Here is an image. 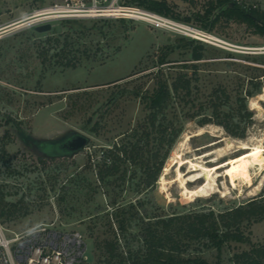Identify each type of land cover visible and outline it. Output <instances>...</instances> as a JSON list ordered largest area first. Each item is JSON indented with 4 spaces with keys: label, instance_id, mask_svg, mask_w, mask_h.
I'll return each instance as SVG.
<instances>
[{
    "label": "rangeland",
    "instance_id": "1",
    "mask_svg": "<svg viewBox=\"0 0 264 264\" xmlns=\"http://www.w3.org/2000/svg\"><path fill=\"white\" fill-rule=\"evenodd\" d=\"M209 1L177 0L171 6L182 20L189 17L187 22L227 41L222 47L191 43V38L135 19L66 18L42 23L52 24L49 31H37L36 25L15 28L14 23L55 0H0V191L5 202L25 213L5 224L11 234L56 222L84 234L87 264H121L119 258L108 261L109 251L97 248L96 242L117 241L119 251L135 250L142 245L139 234L147 220L174 213L218 212L264 192V165L249 158L227 163L253 147L264 148V86L246 99L253 115L243 118L244 138L230 135L216 123L199 124L203 116L212 114L217 92L224 90L228 96L222 109L237 115L239 98L253 89L254 81L264 83V36L247 23L225 17L206 27V20L220 13L216 6L209 19L197 16L205 14ZM244 1L264 11V0ZM50 36L59 37L61 44L68 39L75 67L63 68L54 64L55 59L42 63L37 45L48 49ZM196 49L203 59L194 60ZM181 73L192 77V93L174 96L166 116L160 117L182 132L156 184L145 186L146 172L133 162L123 166L125 181L101 183L97 172L103 151L115 143H134L149 126L151 108L144 97L154 94L161 82L171 85ZM12 119L36 137L77 130L87 134L90 142L74 156L45 158L42 163L43 157L21 140ZM95 125L98 133L91 130ZM150 130V147H154L159 133ZM181 157L206 166L226 164L214 173L206 195L187 198L178 175ZM180 168L188 188L205 183L204 175L188 181L199 173L190 165ZM119 219L125 220L124 232L118 229ZM246 232L253 243H264V221L253 223ZM188 244L186 258L201 257L210 264H232L235 252L251 247L232 241L218 251L195 241Z\"/></svg>",
    "mask_w": 264,
    "mask_h": 264
},
{
    "label": "trees",
    "instance_id": "2",
    "mask_svg": "<svg viewBox=\"0 0 264 264\" xmlns=\"http://www.w3.org/2000/svg\"><path fill=\"white\" fill-rule=\"evenodd\" d=\"M138 3L164 15L183 19L180 14L175 13L174 8L166 1L139 0ZM209 6L204 15L198 13L197 16L199 18L205 17L204 20L209 19L216 6L220 9V13L213 20H206V27L208 25L212 27L216 21L225 17L228 20L233 19L247 23L255 29L256 33L264 36V11H261L257 6L245 7L237 3L232 5L229 0H210ZM190 19L187 17L184 20L190 21ZM46 41L49 44L48 49L41 47L39 43L36 50L37 56L43 64L48 61L51 63L55 59L54 64L63 68L76 66V62L69 54L68 39L61 44L59 37L50 36ZM195 41L197 40L192 39L190 42ZM51 49L55 50L52 54H50ZM193 57L194 60H201L203 54L196 49L193 52ZM192 81V77L186 73H181L174 78L171 85L167 82H161L154 94L144 97L151 108L148 118L149 126L130 146L125 143H115L103 151V164L97 172V177L101 183L110 185L119 179L125 181L127 170L123 169V166L127 162H133L140 163L145 170L146 176L143 178L145 186L156 184L166 160L182 132L181 128L177 127L174 122L162 121L160 117L166 116L165 111L174 96L191 95ZM263 86L264 83L260 80L253 82V89H248L245 96L239 98L237 115L222 109L223 105L228 102V96L224 90L217 92L218 99L213 101L212 114L203 116L199 120V124L204 126L209 123H216L224 127L230 135L244 138L247 128L242 125L243 118H251L253 115V112L248 109L246 99L260 93ZM10 122L18 127L19 131H25L20 128L18 121L12 119ZM150 128H156L159 133L157 146L154 147H150L152 138ZM91 130L98 133V126H93ZM135 135L138 136V134ZM165 146L167 148L165 152H162ZM39 160L42 163L47 161L45 158H39ZM117 212L116 216H120L121 212L119 210ZM23 214L25 213L22 212L21 208L5 202V195L0 191V220L6 224ZM151 221V219L147 220L142 226V232L139 234L142 245L138 249L129 248V250L119 251L118 242L111 240L96 242L95 246L109 251L108 261L112 262L115 258H119L121 264H210L201 257L186 258L184 252L189 245L188 243L195 241L203 243L207 248H216L221 251L226 243L235 241L248 243L251 247L235 252L230 258L232 264H264V243H253L249 233L246 232V228L253 223L264 221V192L244 203L218 212L210 209L183 214L174 213L167 217L156 216L155 220ZM118 229L122 232L127 229L125 220L119 219ZM112 231L117 234L114 228ZM88 264L98 263L89 262Z\"/></svg>",
    "mask_w": 264,
    "mask_h": 264
},
{
    "label": "built area",
    "instance_id": "3",
    "mask_svg": "<svg viewBox=\"0 0 264 264\" xmlns=\"http://www.w3.org/2000/svg\"><path fill=\"white\" fill-rule=\"evenodd\" d=\"M138 1L55 0L51 6L38 10L15 24H20V27L38 26L47 21L66 18L135 19L202 43L221 47L227 44V41L210 30L148 9ZM159 1H166L171 5L177 0ZM229 1L245 7L250 6L244 0ZM87 254L88 243L81 231L66 230L56 222H50L11 234L0 220V264H84L88 261Z\"/></svg>",
    "mask_w": 264,
    "mask_h": 264
},
{
    "label": "water",
    "instance_id": "4",
    "mask_svg": "<svg viewBox=\"0 0 264 264\" xmlns=\"http://www.w3.org/2000/svg\"><path fill=\"white\" fill-rule=\"evenodd\" d=\"M232 5L234 3H231ZM14 25H16L14 23ZM17 24L16 27H20ZM52 29L51 23L36 26V30L43 32ZM21 140L36 154L43 158L71 157L86 149L90 137L77 130H68L54 137H36L25 131H18Z\"/></svg>",
    "mask_w": 264,
    "mask_h": 264
},
{
    "label": "bare ground",
    "instance_id": "5",
    "mask_svg": "<svg viewBox=\"0 0 264 264\" xmlns=\"http://www.w3.org/2000/svg\"><path fill=\"white\" fill-rule=\"evenodd\" d=\"M247 147L249 148V146H247ZM262 147H259V146L253 147L250 151L245 152L238 159L236 158V159L229 160L227 163L230 164V163H233V162L238 161V160L245 161V159L249 158V159H251L252 163L263 166L264 165V155H263L262 151L264 150V148H262ZM184 164L190 165V170H197L199 172L194 177L188 178V181L197 180V179H199V177H202L204 175L205 176V181H204L205 183L200 184L195 189L188 188L186 181H185V178H184L183 171H181V168H180ZM224 164H226V163L215 164L213 166H206L199 161L196 162V161H193L191 159H185V158L181 157L180 161H179L178 175H179V178L181 179V182H182V186L184 189V195L187 198L188 197L191 198L193 196L197 197L200 195H202V196L206 195L212 189V183H213L212 181H214V178H213L214 173L218 172V169L221 168ZM201 172H203V174ZM164 180H165L164 177H162L161 181L164 182Z\"/></svg>",
    "mask_w": 264,
    "mask_h": 264
}]
</instances>
